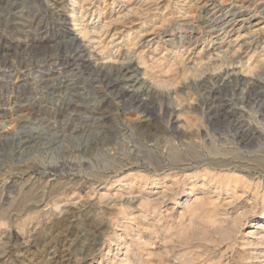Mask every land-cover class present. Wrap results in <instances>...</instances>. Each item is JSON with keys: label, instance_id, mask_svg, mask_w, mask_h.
<instances>
[{"label": "rangeland", "instance_id": "obj_1", "mask_svg": "<svg viewBox=\"0 0 264 264\" xmlns=\"http://www.w3.org/2000/svg\"><path fill=\"white\" fill-rule=\"evenodd\" d=\"M260 216L264 0H0V264H264Z\"/></svg>", "mask_w": 264, "mask_h": 264}, {"label": "bare ground", "instance_id": "obj_2", "mask_svg": "<svg viewBox=\"0 0 264 264\" xmlns=\"http://www.w3.org/2000/svg\"><path fill=\"white\" fill-rule=\"evenodd\" d=\"M185 135V134H184ZM166 161V160H165ZM186 164V163H185ZM182 166V165H181ZM212 166V165H211ZM188 167V166H187ZM194 168V167H192ZM191 169V168H190ZM188 168H184L182 169L183 171H188L190 170ZM210 174V173H209ZM219 176V175H217ZM189 177V176H188ZM222 181V180H221ZM173 182V181H172ZM219 185V184H218ZM237 185V184H235ZM229 186V185H228ZM227 186V187H228ZM235 188V187H233ZM228 189V188H227ZM165 191V190H164ZM223 191V190H222ZM228 191V190H227ZM233 192V191H232ZM230 196V195H229ZM224 197V196H223ZM260 219L264 221V216H260ZM252 228H255L256 230V233H254L255 237L253 238V240H256V239H260L258 241H261V243L259 242L258 244H256L257 248L255 250H257V252L255 253L256 255V258L255 259H260L264 256V224H257L256 226H252ZM252 234H253V231H251ZM252 238V237H251ZM257 241V242H258ZM256 243V242H255Z\"/></svg>", "mask_w": 264, "mask_h": 264}]
</instances>
